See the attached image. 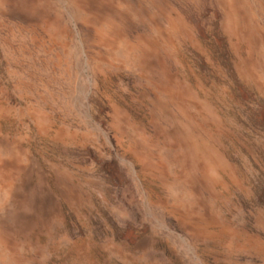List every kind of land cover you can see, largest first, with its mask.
<instances>
[{"label": "rangeland", "instance_id": "obj_1", "mask_svg": "<svg viewBox=\"0 0 264 264\" xmlns=\"http://www.w3.org/2000/svg\"><path fill=\"white\" fill-rule=\"evenodd\" d=\"M0 264H264V0H0Z\"/></svg>", "mask_w": 264, "mask_h": 264}]
</instances>
